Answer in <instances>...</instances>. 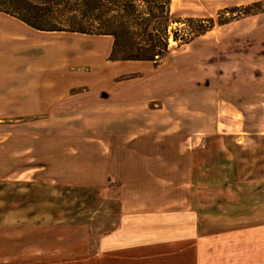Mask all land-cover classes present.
I'll return each mask as SVG.
<instances>
[{
    "label": "rangeland",
    "instance_id": "374dc122",
    "mask_svg": "<svg viewBox=\"0 0 264 264\" xmlns=\"http://www.w3.org/2000/svg\"><path fill=\"white\" fill-rule=\"evenodd\" d=\"M263 9L171 0L158 65L0 13V264H264Z\"/></svg>",
    "mask_w": 264,
    "mask_h": 264
},
{
    "label": "trees",
    "instance_id": "16d2710c",
    "mask_svg": "<svg viewBox=\"0 0 264 264\" xmlns=\"http://www.w3.org/2000/svg\"><path fill=\"white\" fill-rule=\"evenodd\" d=\"M170 5L171 0H0V13L39 32L110 37V62L158 65L169 54L170 37L187 45L213 26L189 19L183 22L188 30L179 34L170 29L180 23L171 17Z\"/></svg>",
    "mask_w": 264,
    "mask_h": 264
},
{
    "label": "crops",
    "instance_id": "0c3cea01",
    "mask_svg": "<svg viewBox=\"0 0 264 264\" xmlns=\"http://www.w3.org/2000/svg\"><path fill=\"white\" fill-rule=\"evenodd\" d=\"M18 34H24L25 35V30L23 28H20V31H19ZM68 35H72V34H68ZM104 38H110V37H104ZM109 46H110V43H109ZM103 48L104 47L102 45L98 44L97 42H92V43H90L89 48L87 50H85L84 52L85 53L99 55V54L102 53ZM256 95L259 96V97L260 96L264 97V93H259V94L257 93ZM252 198L253 199H250V201L253 200L254 203H255V207L259 208L258 206H261L264 203L263 202L264 201V189L257 190L254 193H252ZM261 202H263V203H261ZM241 215H243V214H241ZM253 225L254 226L252 228H250L249 230H248V228H246V231L245 230L241 231L242 234L247 232L246 233L247 239H246L245 243H246L247 246H248V243L255 244L258 248H263V250H264V237H262V238L256 237L255 239H250L249 242H248V232L253 234L254 232L257 233L258 231H262L261 230V226L259 225L258 222L254 223ZM243 245H244V242H243Z\"/></svg>",
    "mask_w": 264,
    "mask_h": 264
}]
</instances>
